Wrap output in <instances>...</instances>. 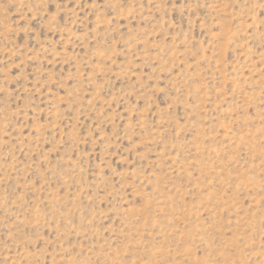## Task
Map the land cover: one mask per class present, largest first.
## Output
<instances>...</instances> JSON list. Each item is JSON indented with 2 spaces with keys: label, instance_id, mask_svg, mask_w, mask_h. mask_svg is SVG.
Returning a JSON list of instances; mask_svg holds the SVG:
<instances>
[{
  "label": "rangeland",
  "instance_id": "1",
  "mask_svg": "<svg viewBox=\"0 0 264 264\" xmlns=\"http://www.w3.org/2000/svg\"><path fill=\"white\" fill-rule=\"evenodd\" d=\"M0 264H264V0H0Z\"/></svg>",
  "mask_w": 264,
  "mask_h": 264
}]
</instances>
